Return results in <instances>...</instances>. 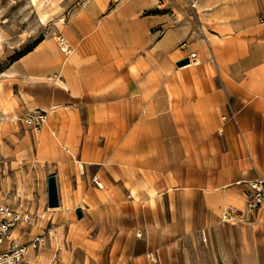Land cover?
<instances>
[{"label": "crops", "instance_id": "0c3cea01", "mask_svg": "<svg viewBox=\"0 0 264 264\" xmlns=\"http://www.w3.org/2000/svg\"><path fill=\"white\" fill-rule=\"evenodd\" d=\"M90 4L74 18L71 55L43 38L10 65L17 104L47 112L84 181L95 175L116 200L139 202L117 231L178 249L176 264H264V208L237 212L248 182L264 177V32L233 16L208 24L215 12L181 2L150 3L132 20L98 18ZM191 52L197 63L177 66ZM225 210L237 221L219 222Z\"/></svg>", "mask_w": 264, "mask_h": 264}, {"label": "rangeland", "instance_id": "374dc122", "mask_svg": "<svg viewBox=\"0 0 264 264\" xmlns=\"http://www.w3.org/2000/svg\"><path fill=\"white\" fill-rule=\"evenodd\" d=\"M91 2L101 10L98 18L130 13L131 20L145 16L150 3L181 2L191 13L215 12L208 14L212 18L208 24L233 16L239 23L252 19L257 31L264 32V0H0V203L29 211L34 218L32 225L13 230L0 248L10 240L29 245L30 264H176L178 249H148L143 245L146 234L116 230L122 223L121 212L138 207L135 198L126 195L125 200H116L115 194L93 181L95 175L84 181L79 164L64 155L59 138L46 122L33 129L20 119L27 108L17 104V90L8 77L14 58L43 38H53L64 57L59 38L77 42L81 32L74 18L90 16ZM134 6L140 10L134 11ZM87 27L94 31V25ZM144 30L146 36L152 31ZM69 48L73 51L72 45ZM52 174L57 179L59 206L50 208L47 178ZM77 209L83 213L81 218ZM221 221L233 224L219 217ZM37 234L43 242L32 248L30 241ZM204 254L209 259L210 250Z\"/></svg>", "mask_w": 264, "mask_h": 264}, {"label": "built area", "instance_id": "2783aa9c", "mask_svg": "<svg viewBox=\"0 0 264 264\" xmlns=\"http://www.w3.org/2000/svg\"><path fill=\"white\" fill-rule=\"evenodd\" d=\"M59 45L65 55H70L71 52L68 53L64 49V46H68L66 40L59 38ZM180 46L182 48L186 47L184 43ZM186 57L189 59V64L197 63L195 52L189 53ZM20 119L24 124L31 126L33 129H38L46 122L47 112L42 109L27 111ZM93 181H97L96 176L93 177ZM244 196L246 208L243 210H237V212L242 217L247 214L253 217L260 209L264 208V177L248 182V189L244 192ZM234 212L235 211L232 210H225L222 215L223 220L232 222L237 221V217ZM33 223L34 218L29 211L14 207L7 202H1L0 244H2L5 239H9L11 232L19 226L26 227L28 225H32ZM42 242L43 236L41 234H37L31 239L30 246L35 248L36 246L41 245ZM28 256L29 245L27 244L15 243L13 240H10L6 247L0 248V264H30Z\"/></svg>", "mask_w": 264, "mask_h": 264}, {"label": "water", "instance_id": "95a60500", "mask_svg": "<svg viewBox=\"0 0 264 264\" xmlns=\"http://www.w3.org/2000/svg\"><path fill=\"white\" fill-rule=\"evenodd\" d=\"M177 66H184L189 64V59L187 57L179 60ZM47 196H48V206L50 208L59 206V195H58V188H57V179L54 174L48 176L47 178ZM76 214L78 218L83 216V213L80 209L76 210Z\"/></svg>", "mask_w": 264, "mask_h": 264}, {"label": "bare ground", "instance_id": "6f19581e", "mask_svg": "<svg viewBox=\"0 0 264 264\" xmlns=\"http://www.w3.org/2000/svg\"><path fill=\"white\" fill-rule=\"evenodd\" d=\"M64 39V38H63ZM65 40V39H64ZM64 49L69 53V52H71L72 53V49H70L68 46H64ZM71 53H70V55H71ZM67 55H69V54H67ZM97 183V185L98 186H100V188L101 187H103V185H102V183L101 182H98V181H96Z\"/></svg>", "mask_w": 264, "mask_h": 264}, {"label": "trees", "instance_id": "16d2710c", "mask_svg": "<svg viewBox=\"0 0 264 264\" xmlns=\"http://www.w3.org/2000/svg\"><path fill=\"white\" fill-rule=\"evenodd\" d=\"M38 42H39V41H38ZM38 42H36V43H35L30 49L26 50L25 53L19 55L18 57H15V58H14V61L17 60V59H19L20 57H22L23 55H25V54L28 53L29 51H31L32 48H33Z\"/></svg>", "mask_w": 264, "mask_h": 264}]
</instances>
